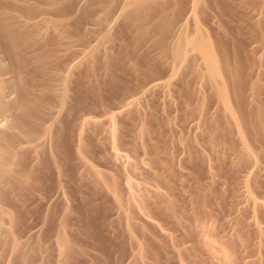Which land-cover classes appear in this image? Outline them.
I'll return each mask as SVG.
<instances>
[{
	"label": "rangeland",
	"instance_id": "rangeland-1",
	"mask_svg": "<svg viewBox=\"0 0 264 264\" xmlns=\"http://www.w3.org/2000/svg\"><path fill=\"white\" fill-rule=\"evenodd\" d=\"M94 1H69L74 38L49 31L70 62L53 70L64 106L49 102L39 139L14 125L29 121L16 92L41 98V73L0 46V142L15 136L34 183L11 227L28 261L5 245L0 264H264V0H160L138 16L126 0ZM199 32L217 82L200 56L178 62L168 48Z\"/></svg>",
	"mask_w": 264,
	"mask_h": 264
},
{
	"label": "bare ground",
	"instance_id": "bare-ground-1",
	"mask_svg": "<svg viewBox=\"0 0 264 264\" xmlns=\"http://www.w3.org/2000/svg\"><path fill=\"white\" fill-rule=\"evenodd\" d=\"M20 1H22L21 6L13 5L14 7H12L11 6L12 4L11 5L9 4L10 6L8 8L4 7V9L3 8L0 9L2 10L0 11V46L2 47L5 54L9 55L10 58L13 60L12 61L13 65L22 68L27 66H34V68L38 69L41 73V83H40L41 98L38 99L30 98L25 93V91H22L23 88L22 89L20 88L21 91L16 92L17 93L16 100L18 102L17 110L19 111V115L22 118L29 119V121L23 123L21 121H16L14 125L23 134L25 138L39 139V136L41 137L43 135L42 128L44 125L42 122V116L49 115L50 113L48 109L49 102L54 100L56 104L61 108H63L64 106L63 98H65L66 94H62L63 91L61 89L59 90L60 92L59 91L55 92L56 89L54 88L55 85L54 81L57 80V78H59L61 75L58 74L53 75V70L54 69L56 71L58 70L57 72L59 73V71H61L63 67L65 68V66L69 65V64L67 65L66 63L69 59L68 60L66 58H65L66 60L57 59L58 53L66 52V51L62 44H59V42L52 40L51 37L49 39V36H51L49 34V31L53 30L55 32H58L59 37L57 38H60L61 35L60 33H62L63 36L65 35L66 36L65 38L67 37L74 38L77 35L78 27H72L67 23L68 9L72 5L70 4L69 6L70 0L69 1L47 0L45 5L43 4L44 2H39V1L35 4H29V2L26 0H20ZM156 1H160V0H126L125 1L127 6L126 12L138 16L143 13L150 14L155 10L160 11L163 8V6H158L157 8H155L153 5ZM199 1L200 0H194L196 4H198ZM10 7H12V9ZM46 8L56 12L57 18H54L53 20L50 18L51 21L49 20L47 22L45 20L43 27L40 26L39 24L41 23L39 22L37 23V21L39 15L42 14L44 15L45 13L44 10L46 11ZM149 31H146L145 33H148ZM262 36H264V31ZM161 38H159L158 40L161 41ZM173 42L171 46L169 45L170 47L168 48H170V52L172 56L175 59H177L178 62H186L188 57L187 56L188 52L195 53L201 57L202 62L204 64L203 66L206 69V72L211 82L213 81L217 82L220 79V70L217 66L218 63L214 56L211 42L208 39V37L205 38L201 34V32H199L196 36L193 37L183 36L179 38L176 42H174V44ZM72 56L73 54L67 57L73 60L74 58H72ZM56 71L54 73H56ZM70 78H71V74L69 73V76L66 78V80L68 81V79L70 80ZM26 80L28 79L24 78L23 76L17 78V84L19 85V87L26 85L25 84ZM60 85L62 86V84ZM128 89L129 88H127V90ZM129 90L133 91V89H129ZM136 90H138V88ZM218 96L220 100L224 102L225 105V102L227 103V99H226V92L224 87L219 86ZM9 137H11V135L3 138V140L1 139L2 141L0 142L1 143L0 144L1 146L0 147L1 149L0 150V156H1L0 157L1 158L0 160V255L4 253L2 251L4 250L5 245H8L10 247L9 249L11 250L10 252L9 251L8 252L9 253L13 252L14 255L13 260H19V261L21 260V262L22 261L27 262L28 254L27 253L22 254L20 252V248L22 247H20V242L16 240V238L14 237L13 235L14 230L12 231L11 227L14 224H18V222L22 221L28 211L27 204L30 196V189H31L30 185L33 183L32 181L33 179L31 178L30 175L31 172L27 173L22 167L24 166V164L21 163L22 164L21 166L17 160H16L17 163H15L14 160L15 155L16 156L18 155L15 154L16 138H14L15 136L13 138H9ZM24 159L22 160L24 161ZM13 196H15L16 198H13ZM12 199H16V200H12ZM6 206H9L10 210L9 209L7 210ZM58 242L60 245V250L62 249L63 251H65L67 247L66 245L67 242L65 241L64 237L62 236L59 237ZM6 252L7 251H5V253ZM10 256L11 255H8V257ZM5 259L8 258L5 257Z\"/></svg>",
	"mask_w": 264,
	"mask_h": 264
}]
</instances>
